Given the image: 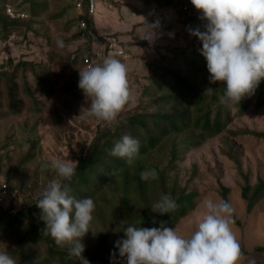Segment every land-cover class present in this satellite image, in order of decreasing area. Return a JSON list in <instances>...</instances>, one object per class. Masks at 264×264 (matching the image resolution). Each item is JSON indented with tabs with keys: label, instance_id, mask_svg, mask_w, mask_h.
Returning <instances> with one entry per match:
<instances>
[{
	"label": "trees",
	"instance_id": "trees-1",
	"mask_svg": "<svg viewBox=\"0 0 264 264\" xmlns=\"http://www.w3.org/2000/svg\"><path fill=\"white\" fill-rule=\"evenodd\" d=\"M79 1L81 7L77 6ZM99 1L95 0L96 3ZM104 1L120 5L119 0ZM144 1H154L164 7L180 6L178 14L183 17L185 29L202 24L198 19L200 13L190 0ZM89 4L90 0H0V41H8L11 35L26 38L31 31L45 36L51 45L46 60L20 58L15 62L9 57L0 62V121L21 114L27 97L32 100V108L41 111L45 101L29 83V72L38 91L47 97L55 96L59 91L67 96L83 94L78 87L79 70L86 68V57L95 56L91 43L106 39L96 30ZM9 6L26 12L27 16L12 17L8 13ZM81 20L86 22V27H81ZM47 24L59 27L61 35L52 38ZM81 35L87 40V46L71 51L69 46ZM194 39L196 44L179 47L169 55L160 56L159 63L145 65L150 73L142 87V99L136 107L123 109L115 121L109 123L96 117H84L83 111L90 106L88 101L81 114V109L74 111L83 119L95 120V127L84 126L92 137L84 139L76 155L78 166L71 182V195L76 199L91 197L95 203L90 231L81 239L85 245L83 256L90 264H126V257H120L116 247L117 241L126 238V227L153 228L164 223L173 228L195 208L199 192L189 187L192 177L182 183L175 171L177 160L184 151L223 132L235 139L248 135L264 138V130L230 127L251 108L264 107V79L255 94L244 98L240 104H222L224 85L209 82L206 59L199 52L202 44L196 37ZM57 40L64 42L63 48L57 46ZM116 59L120 60V57ZM53 65L55 69H52ZM56 116L54 122L60 128L62 116ZM24 131L21 128V132ZM124 135L140 142V155L131 165L110 154L115 142ZM18 140L11 124L0 136V176L10 190L18 188L22 193V203L18 206L13 197L8 202L0 201V252H7L17 264H79L75 258L67 259V245L58 246L44 232L46 224L40 219L41 209L36 203L46 185H40L37 180L31 184H17L21 168L36 157L34 149L38 143L37 139H28L32 146L13 163L14 153L10 146ZM223 153L236 164L242 180L241 195L250 213L264 199V177L259 176L255 183L251 182L250 173L242 169V150L231 145ZM49 169L46 173L51 177ZM113 169L120 170L118 180L109 176ZM146 169H155L157 178L142 180L140 173ZM229 192V187L221 185L222 200L229 202ZM162 194H170L178 205L174 211L163 215L152 211L153 203ZM233 219L234 224L241 225L235 211ZM239 247L240 255L244 256L264 252V245H256L253 251Z\"/></svg>",
	"mask_w": 264,
	"mask_h": 264
},
{
	"label": "clouds",
	"instance_id": "clouds-1",
	"mask_svg": "<svg viewBox=\"0 0 264 264\" xmlns=\"http://www.w3.org/2000/svg\"><path fill=\"white\" fill-rule=\"evenodd\" d=\"M200 13L202 24L189 26L190 36L202 44L200 54L206 59L209 82H221L225 91L221 103L230 106L255 94L264 79V0H190ZM160 21L146 22L142 39L150 43L158 37ZM169 33V36H173ZM57 46L64 47L62 40ZM128 68L120 60L108 56L100 64L79 70L78 87L90 106L84 117H96L113 122L133 99ZM110 154L131 165L140 155V142L124 135L115 142ZM78 162L53 159L46 167L53 169L60 179L49 181L39 194L36 206L41 209L40 219L46 224L45 234L58 246H68L67 259L75 258L79 264H90L83 253L81 242L90 231L95 209L91 197L76 199L71 182ZM119 169L109 176L119 179ZM155 169L143 170L142 180L157 178ZM178 207L170 194H162L152 205V211L161 215ZM204 209L196 229L189 236L177 234L175 228L164 223L160 227L128 226L125 239L117 241L119 256L126 264H236L240 247L232 232L234 209L230 202L211 199L203 201ZM0 264H17L7 252H0Z\"/></svg>",
	"mask_w": 264,
	"mask_h": 264
},
{
	"label": "rangeland",
	"instance_id": "rangeland-1",
	"mask_svg": "<svg viewBox=\"0 0 264 264\" xmlns=\"http://www.w3.org/2000/svg\"><path fill=\"white\" fill-rule=\"evenodd\" d=\"M119 1L120 5L116 6L101 0L96 3L97 8L92 14L98 34L106 37L105 41L107 37H116L127 53L126 57H120V61L128 68L127 78L133 93V99L124 108L129 110L136 107L140 98L142 99V87L148 81L146 77L150 73L145 65L159 63L160 56L169 55L179 47L190 46L195 39L190 36L187 29L183 28V17L178 14L180 6L164 7L154 1L146 3L144 0ZM156 20L160 21L161 27L158 30V37L150 43L142 39L145 24ZM46 26L52 38L61 35L59 27L51 24ZM169 33L174 35L169 36ZM87 43L85 37L81 35L69 46V49L74 51L79 47H86ZM103 45V40H95L91 43L92 51L94 53L97 50L102 51ZM50 49L51 45L45 36L36 35L31 31L26 38L22 35H11L8 41H0V62L9 57L15 62L20 58L46 60ZM52 69H55V65ZM28 76L34 92L45 101L41 105V111L36 112L32 108V100L27 97L26 107L21 114L1 119L0 136H3L10 124L13 125L19 139L18 143L10 146L14 153L13 163L19 161L32 146L28 139H37L38 143L34 149L36 157L21 168L17 175V184H31L33 180H37L40 185L47 186L49 181L60 178L51 168L48 171L51 177L48 176L46 165L53 159H70L75 162L84 139L92 137L84 126L95 127V120L83 119V116L74 112L84 108L87 101L90 102L86 100L84 94L67 96L64 93L59 94V91L55 96L47 97L38 91L31 72ZM57 114L62 116L60 128L54 122ZM230 127L264 130V107L251 108L243 117L235 119ZM21 128L25 131L21 132ZM231 145L242 150V169L250 173L252 183H255L259 176L264 177V138L248 135L235 139L223 132L209 138L198 147L184 151L177 160L175 171L182 183L192 177L189 187L196 189L199 196L195 208L182 217L173 228L178 235L189 236L196 229L198 220L202 216L203 201L222 200L220 188L223 185L230 188L229 202L242 222L241 225L233 223L232 232L239 246L253 251L256 245H264V199L252 212L246 210V200L241 195V176L236 164L223 153V150ZM11 191L14 203L16 206L20 205L21 190L15 188ZM236 264H264V252H253L249 256L240 255Z\"/></svg>",
	"mask_w": 264,
	"mask_h": 264
},
{
	"label": "built area",
	"instance_id": "built-area-1",
	"mask_svg": "<svg viewBox=\"0 0 264 264\" xmlns=\"http://www.w3.org/2000/svg\"><path fill=\"white\" fill-rule=\"evenodd\" d=\"M78 7H81V1L77 3ZM188 7V5L185 6V8ZM96 2L95 0H90L89 9L90 13L95 12ZM8 13L12 17H26L27 13L24 11H16L14 7L9 6L8 7ZM81 27H86V22L84 20H81ZM112 56V57H126L127 53L122 46V44L117 40L116 37H107V40L104 42L102 51H96L95 56H92L91 58L86 57L85 61L87 62L86 67L90 65L100 64L102 63V58ZM0 183H1V193H0V201L7 202L10 197L12 191L6 186V183L2 176H0Z\"/></svg>",
	"mask_w": 264,
	"mask_h": 264
}]
</instances>
